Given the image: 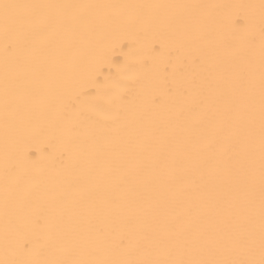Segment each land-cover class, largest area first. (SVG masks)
Returning a JSON list of instances; mask_svg holds the SVG:
<instances>
[{"label": "bare ground", "instance_id": "1", "mask_svg": "<svg viewBox=\"0 0 264 264\" xmlns=\"http://www.w3.org/2000/svg\"><path fill=\"white\" fill-rule=\"evenodd\" d=\"M7 2L215 7L43 8L17 32L16 54L7 59L0 29V262L243 258L249 153L241 74L249 57L258 259L264 0ZM114 41L128 55L106 70L108 79L90 94L96 110L73 129L65 104L75 78L99 46ZM165 65L167 72L154 70ZM177 88L182 94L172 96ZM116 94L135 101L117 112L108 102ZM124 235L127 249L119 246Z\"/></svg>", "mask_w": 264, "mask_h": 264}, {"label": "snow or ice", "instance_id": "2", "mask_svg": "<svg viewBox=\"0 0 264 264\" xmlns=\"http://www.w3.org/2000/svg\"><path fill=\"white\" fill-rule=\"evenodd\" d=\"M111 7H136V8H166V7H215V6H169V5H40L12 3L7 0H0V29L3 32L4 55L7 59L16 54L17 39L16 34L24 28L29 18L35 15L38 10L43 8H111ZM262 8V27H261V47L259 64V258L255 255V236H256V217L254 209L256 170H255V121H256V100H255V60L254 57L248 59V70L241 74V79L247 84V120L246 131L248 137L249 162L247 170L242 177L244 187L248 193L249 215L248 227L246 230L247 241L242 248L243 258L240 254L232 258H193V259H164V260H101V259H55V260H33L28 264H264V3ZM253 38L249 37V46L251 47ZM119 47V51H117ZM124 45L117 44L115 41L111 46H99L94 51L81 73L77 74L73 84L72 94L68 97L65 108L69 109L71 116V127L75 129L79 120L83 119L90 111H95L94 98L90 95L93 92L100 91L102 78L108 79L106 70L111 72L114 67V61L121 56L127 57L128 53L123 51ZM155 49L153 48V51ZM197 57H193L195 63ZM143 63L147 64L146 58ZM155 71L167 72V65L162 68L156 67ZM128 91V90H125ZM8 84H5L6 108H7ZM172 96L181 95L179 88L170 90ZM160 100L158 95H152L150 102L157 105ZM135 96L130 99L125 94H116L109 97V103L115 105L117 112L120 109H126L128 105L134 103ZM7 118V111L5 113ZM181 114L178 112L177 117ZM235 144H227L225 150H235ZM64 153H60L63 157ZM185 214H192V209H185ZM130 244V238L127 235L121 236L119 246L127 249ZM96 249L90 248L87 254L95 255ZM6 264V262H0Z\"/></svg>", "mask_w": 264, "mask_h": 264}]
</instances>
